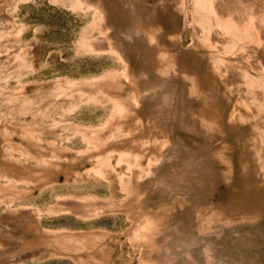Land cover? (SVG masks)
<instances>
[{"label":"rangeland","instance_id":"374dc122","mask_svg":"<svg viewBox=\"0 0 264 264\" xmlns=\"http://www.w3.org/2000/svg\"><path fill=\"white\" fill-rule=\"evenodd\" d=\"M2 1L6 4L0 11L1 15L4 13L0 16V126L1 121L5 120L25 133L37 128L35 132L42 141L62 143L66 147L64 153L54 156L55 161H60L59 163L64 161L65 164H61L62 166L57 164L59 168H55L56 172L49 179L41 178L43 177L41 169L47 164L43 160L46 159L45 156L42 157L43 162L38 159L37 163H28L32 164L29 167L25 166L26 161L17 164L19 174L25 176L29 184L20 183V187L16 188V197L9 206L15 208L24 205L37 208L40 211L42 229L48 232L93 234L95 245L83 253V257L92 264L99 261L105 264H138L139 251L136 246L131 245L128 237L131 232L128 212L120 203L124 202L126 197L121 176L130 173L127 164L124 162L116 164L115 161L119 157L115 150L111 151L107 162L105 160L98 162L97 156L81 158V153L89 149L84 141L85 136L94 134L96 130L107 125L119 109L115 98L108 90L97 87L93 91L84 92L85 90L80 89L78 84L113 82L115 81L113 78L120 73L123 74L129 65L140 71L146 69L150 65L146 63L144 60L146 56L143 55L147 52L146 44L135 43L128 50L130 53L128 59H124L120 52L105 42L96 44L100 36H106L100 23L101 13L96 6L88 1L87 4L85 0H0V3ZM179 1L178 9L165 17V23H159V29L171 36L175 34L185 48L197 53L198 63L192 68V73L199 76V79L203 78L204 73L211 74L216 70L223 75V68L214 64L221 60L219 56L231 60L228 55L234 51L253 48L252 42L261 44L264 41V37L255 26L253 28L256 34L247 27L238 25L237 30L231 32L232 38H228L224 55V52H220L214 46L210 34L216 32V27H224L230 23V20L224 19L215 8L212 10L209 0ZM121 8L118 12L122 14V10L127 11L129 6L122 5ZM115 17V12H112L111 18ZM105 22H109L107 18ZM120 25L117 27L124 31L122 28L130 29L128 26L133 27L135 24L128 19ZM108 29L107 32L111 35L117 34L116 29L111 28L113 31ZM194 42L195 47L192 46ZM249 42L251 44L248 45ZM237 68L242 79H238V84H235L230 92L223 86L218 87L217 90L220 89V92L218 91L215 96L223 102L227 97L222 113L223 126L220 123L215 127L216 130L224 129V134H217L212 138L203 135L202 117L206 115V105L211 104V99L196 96L187 102V110L182 106L178 111L177 103L174 102L178 97V89L175 86L168 90L172 100L164 113L153 111L152 108L147 109L145 106L140 108L149 117H154L152 124L155 125V122L156 126L165 124L167 129L173 128L178 137L182 135L188 140L190 136H194L197 139V142L189 145L181 141L187 148L194 146L185 151L183 156L186 162H191L189 167L192 168L194 177L186 181L175 179L170 184L176 185L174 192L184 195L192 193L190 195L194 200L212 203L216 207L229 204L235 198L237 188L248 189L250 186L251 190H258L260 195L256 197V194H253L252 197L264 203L263 183L252 186L247 183L239 185L238 182L243 179L240 176H243L244 172L241 165L245 159L242 157L243 146L251 150L250 155L255 163L252 173H257V178L264 177V73L247 65ZM153 74L157 78L155 71ZM217 84L215 79V85ZM180 91L181 96L185 98L186 91ZM239 96L247 97L246 103L256 110L253 111L255 117L242 119L236 126L230 127L224 123L226 112ZM153 105V108H156L158 103ZM255 127L258 133L254 132ZM117 128L118 125L115 124L111 126V130L102 132L101 140L105 141L110 136L112 139L120 136L123 132H119ZM7 138L10 143H22L33 153L39 150L36 145L30 147L28 145L30 141L21 137L18 132ZM224 147L228 148L227 151H220ZM224 155L228 157L227 163L221 159ZM147 160L146 155L140 157L139 165L134 169L138 175H142ZM71 161L74 164L70 166ZM99 164L106 166L102 171H94L93 168ZM184 166L181 169L187 168ZM225 169L230 171L227 180L217 178L215 175L212 177L213 173L219 176L220 171ZM172 178L165 176L166 183L160 188L161 192L168 184L166 180L171 181ZM182 187H186L188 192ZM166 189L167 192H171L170 188ZM174 192L170 194L174 196ZM67 196L90 198L94 201L113 200L116 203L113 207L104 206L94 217L81 218L71 211L56 208L66 204L58 199ZM7 204L0 198V212ZM187 209L185 206L180 216L185 218L193 216L192 219L196 218L193 220L194 223L203 224L202 220L195 216V212L191 213L186 211ZM229 217L231 218V215ZM262 217L264 213L254 217L260 219L255 227L263 224ZM246 260L242 263L250 264L251 259ZM16 264H76V262L70 252L60 250L58 255L41 259L25 257L22 262Z\"/></svg>","mask_w":264,"mask_h":264},{"label":"bare ground","instance_id":"6f19581e","mask_svg":"<svg viewBox=\"0 0 264 264\" xmlns=\"http://www.w3.org/2000/svg\"><path fill=\"white\" fill-rule=\"evenodd\" d=\"M85 1L96 6L101 13L100 23L106 36H100L96 44L105 42L106 45L120 52V56L122 55L124 59H128L130 55L128 50L135 43L146 44L147 52L143 55L146 56L144 58L146 63L150 64L146 69L140 71L132 67L133 65H129L128 69H124L123 74L120 73L113 78L115 79L113 82L78 84L80 89L85 90L84 92L103 87L111 92L117 103L119 112L115 113L116 115L107 125L85 138L82 135L89 149L81 153V158L97 156L98 162L104 160L107 162L111 151L115 150L119 157L115 161L116 164L121 162L127 164L131 174L121 176L126 197L125 201L120 203L128 212L131 225L128 237L131 245L136 246L139 251L138 264H243V260L246 259H251L250 264L255 262L264 264V217H262L263 224L256 227L255 224H258L260 219L254 218L264 213V203L252 197L253 194H256V197L260 196L258 190H251V186H247L249 190L243 187L237 188L235 198L229 204L225 203L224 207H216L202 200L196 201L190 195L192 193L184 195L174 192L176 185L174 183L171 185L170 182L175 179L186 181L194 177L193 170L189 167L191 162H186L183 156L185 151L194 147L187 148L185 144L197 142V139L190 136L187 140L181 135L180 140L173 128L171 131L165 124L160 126H156V122L155 125L152 124L154 117H149L146 112L140 110L142 106H145L147 109L152 108L153 111L164 113L172 100L168 90L175 86L178 89V97L174 99V102L177 103L178 111L182 106L187 110V102L196 96L211 99V104L206 105V115L202 117L203 135L212 138L217 134H224V129L216 130L215 127L220 123L223 126L222 113L227 97L223 96L224 102L222 99L215 98L217 92H220L217 88L223 86L230 92L234 85L238 84V79H242L237 67L242 68L243 65L264 73V41L261 44L252 42L253 48L247 47L234 51L228 55L231 60L222 58V55L219 56L221 60L214 64L223 68V75L216 70L211 74L204 73L203 78L199 79V76L192 73V68L198 63L197 53L185 48L175 34L171 36L159 29V23H165V17L178 9L179 0ZM209 3L212 10L215 8L217 13L224 16V19L230 20V23L224 27H216V32L210 34L214 46L220 52H224V55L228 38H232L231 32L237 30L238 25L247 27L254 33L253 26H255V29L264 37V0H209ZM5 4V1L0 3V11ZM122 5L129 8L127 11L122 10L121 14L118 11L122 9ZM112 12L116 14L114 19L111 18ZM105 18L109 22H105ZM128 19H131L135 25L128 26L130 29L125 26L126 29L122 28L124 31L120 30L122 27L120 23ZM119 25L121 27L118 28ZM108 28L116 29L117 34L111 32L113 33L111 35L107 32ZM233 38L237 39L235 36ZM150 46L152 47L149 48ZM192 46L195 47L196 42L192 43ZM220 52L217 53L220 55ZM256 52L258 54H255ZM165 53L168 55L164 56ZM154 71L157 73V78L153 74ZM215 79L218 82L217 85H215ZM180 90L186 91L185 98L181 96ZM246 98L242 96L236 98L237 100L226 112L224 123L234 127L242 119L255 117L256 110L246 103ZM153 103H158V106L153 108ZM115 124L118 125L117 130L123 133L115 139L110 136L105 141L101 140V133L111 130V126ZM36 129L25 133L24 130L7 121H1L0 198L8 204L0 212V264H16L22 262L25 257L30 259L51 257L58 255L60 250L70 252L76 264H92L83 257V253L95 245L93 234L68 231L51 233L42 229L39 219L40 211L37 208L24 205L15 208L9 206L16 197V188L20 187V183L29 184L26 182L28 179L19 174L17 167L20 161H26L25 166L29 167L32 164L28 165V163L36 162L38 159L42 161V157L45 156L46 159L43 160L47 164L41 169L42 179H49L56 172L55 168H59L57 164H65L64 161L61 163L55 161L54 156L64 153L66 147L62 143L42 141L36 134ZM254 130L258 133L256 127ZM14 132L27 138L30 141L28 144L30 147L36 145L39 150L33 153L22 143L8 142L7 137ZM182 140L185 144L181 142ZM227 147L220 151H227ZM250 152L247 146H243L242 157L245 159L241 165L244 172L243 176H240L243 179L238 181L239 185L264 184V177L257 178V173H252L255 163ZM144 155L148 158L147 166L142 170V175H138L134 169L139 165L140 157ZM191 157L185 158L191 159ZM221 159L226 163L228 161L227 155L221 156ZM69 163L70 166L74 164L73 161ZM184 165L187 168L181 169ZM105 166L99 164L93 170L102 171ZM229 172V169H225L220 171L219 176L213 173L212 177L215 175L217 178L227 180ZM166 175L173 177L171 181L166 180L168 182L166 188H170V193L173 191L174 196L167 192L166 188L162 192L160 190L166 183ZM182 188L188 192L186 187ZM58 200L63 204L66 203L57 206L58 210L71 211L83 218L94 217L97 211L103 210L104 206L113 207L116 203L113 200L94 201L90 198L81 199L74 196L62 197ZM185 206L188 207L186 211L195 212L196 215H194L202 220L203 224L194 223L193 220L196 218L192 219L193 216L187 218L180 216ZM95 264L105 263L99 261Z\"/></svg>","mask_w":264,"mask_h":264}]
</instances>
